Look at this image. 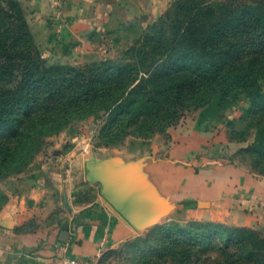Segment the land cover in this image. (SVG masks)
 <instances>
[{
    "label": "rangeland",
    "instance_id": "374dc122",
    "mask_svg": "<svg viewBox=\"0 0 264 264\" xmlns=\"http://www.w3.org/2000/svg\"><path fill=\"white\" fill-rule=\"evenodd\" d=\"M258 1L116 0L119 8L115 16L108 22L103 20L101 30L96 27L79 39L72 32L59 30L64 6L60 0H0V65L9 61L8 53L33 47L46 70H61L62 80L68 81L66 95H77L72 91L78 83L85 86L77 72L86 80L98 78L92 86L101 92V64L143 71L139 61L144 57L139 51L151 59L145 66L157 61V68L169 67L181 54L196 58L201 33L248 6L259 7L264 14V0L262 4ZM154 46L160 49L158 53L163 51L162 58L148 56L146 51ZM32 58L13 56L10 70L0 68V87H11L20 79L21 70L33 62ZM40 86L46 94L48 88ZM136 86L137 82L126 90L118 102L122 105L95 110L91 103L83 115L63 121L56 130L38 137L24 164L0 174V212L35 173H75L79 203L103 197L98 176L113 173L123 191L135 197L133 201L143 209L148 222L132 224V232L120 241L104 243L100 251L104 264H140L144 253L165 244L162 236L168 228L180 230L195 223L215 224L225 236H244L264 243V79L228 104H222L216 92H208L201 101L189 104L171 126L150 135L126 128V110L135 108L145 97V89ZM91 91L88 88L86 93ZM147 157L155 159L153 164L162 170L166 189L173 191L163 195L167 198L162 196V208L150 212L157 186L154 190L149 186L151 195L141 184L122 178L128 170H139ZM173 193L186 199L183 212L171 201ZM216 202L226 204L225 212L220 213L224 220L211 213ZM179 236L174 233L171 239ZM227 253L216 250L208 256L217 264H244L231 263Z\"/></svg>",
    "mask_w": 264,
    "mask_h": 264
},
{
    "label": "trees",
    "instance_id": "16d2710c",
    "mask_svg": "<svg viewBox=\"0 0 264 264\" xmlns=\"http://www.w3.org/2000/svg\"><path fill=\"white\" fill-rule=\"evenodd\" d=\"M258 2L262 4L261 0ZM187 35L185 32L184 36ZM198 40V57L181 54L179 61L166 68H157V61L145 66L150 58L144 51L138 55L144 57L139 64L145 71L101 64V92L92 86L98 78L86 80L84 74L77 72L75 75L85 80V86L78 83L73 89L77 95H66L68 81L62 80L61 70H46L33 47L8 53L6 58L11 62L13 56H30L33 62L24 66L22 77L15 79L11 87H0V174L16 164H24L38 137L56 130L63 121L83 115L89 104H94L95 110H110L115 104L120 105L118 102L125 97L126 90L136 82L139 90L145 89V97L135 108L126 110L124 121L128 131L150 135L171 126L189 104L201 101L208 92H216L221 103L228 104L264 79L261 8L248 6L239 15L218 21L214 28L201 33ZM159 50L154 46L146 52L148 56L162 58L163 51L158 53ZM9 61L0 68L10 70ZM71 75L68 78L74 83ZM40 85L48 88L46 94ZM52 86L54 89H49ZM88 88L92 93H86ZM221 232V226L215 224L195 223L180 230L168 228L162 236L167 245L144 253L140 264H217L208 256L216 250L228 252L226 256L231 263L264 264V243L244 236H225ZM174 233L180 236L172 240Z\"/></svg>",
    "mask_w": 264,
    "mask_h": 264
},
{
    "label": "crops",
    "instance_id": "0c3cea01",
    "mask_svg": "<svg viewBox=\"0 0 264 264\" xmlns=\"http://www.w3.org/2000/svg\"><path fill=\"white\" fill-rule=\"evenodd\" d=\"M60 1L64 6L59 30L72 32L79 39L91 34L96 27L101 30V22L112 19L119 8L114 3L116 0ZM151 162L152 166L149 165ZM153 163L155 159L147 157L139 170L131 169L129 173L122 174L123 180L130 182L132 179L135 184H141L147 194L152 195L153 186H157L158 192L154 190L155 196L148 212L162 208V196L173 192L166 189L162 170ZM75 176V173H35L26 180V187L10 197L0 212V264H53L54 256L59 254L55 244L63 242L60 236L66 228L70 237L63 243L71 256H95L104 243L120 241L132 232V223L102 196L79 203L77 190L80 189L74 185ZM177 193H173L171 201L183 212L186 199L179 198ZM127 195L135 199L132 194ZM220 204H212L211 213L224 220L220 213L225 212L226 204Z\"/></svg>",
    "mask_w": 264,
    "mask_h": 264
},
{
    "label": "water",
    "instance_id": "95a60500",
    "mask_svg": "<svg viewBox=\"0 0 264 264\" xmlns=\"http://www.w3.org/2000/svg\"><path fill=\"white\" fill-rule=\"evenodd\" d=\"M95 171V168H91ZM95 174V173H94ZM101 179V194L113 205L129 222L133 225L144 224L148 218L142 214L135 202L123 191V187L111 176V174L98 176ZM70 234L68 229L62 231L60 240L69 241Z\"/></svg>",
    "mask_w": 264,
    "mask_h": 264
},
{
    "label": "built area",
    "instance_id": "2783aa9c",
    "mask_svg": "<svg viewBox=\"0 0 264 264\" xmlns=\"http://www.w3.org/2000/svg\"><path fill=\"white\" fill-rule=\"evenodd\" d=\"M59 254L53 258V264H104L101 260V253L95 256H71L68 254V247L63 242L55 244Z\"/></svg>",
    "mask_w": 264,
    "mask_h": 264
}]
</instances>
